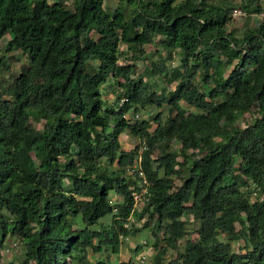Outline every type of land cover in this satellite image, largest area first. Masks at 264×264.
Instances as JSON below:
<instances>
[{
  "label": "trees",
  "instance_id": "16d2710c",
  "mask_svg": "<svg viewBox=\"0 0 264 264\" xmlns=\"http://www.w3.org/2000/svg\"><path fill=\"white\" fill-rule=\"evenodd\" d=\"M118 1L108 12L105 0H0V41L9 35L6 49L29 60L13 98L0 94V264L8 236L22 243L20 264H73L87 251L119 255L122 239L153 221L164 243L154 244L152 264H264V20L240 43L228 4ZM230 1L264 14L262 0ZM158 38L170 58L180 55L178 68L161 60L148 69L175 84L168 96L120 62L121 45L141 56ZM112 83L120 91L108 106ZM165 105L166 117L124 118ZM250 111L254 122L238 126ZM125 131L141 145L124 150ZM173 142L178 150L157 154ZM142 185L149 200L138 212ZM146 216L137 228L132 217ZM190 221L195 238L181 251Z\"/></svg>",
  "mask_w": 264,
  "mask_h": 264
},
{
  "label": "rangeland",
  "instance_id": "374dc122",
  "mask_svg": "<svg viewBox=\"0 0 264 264\" xmlns=\"http://www.w3.org/2000/svg\"><path fill=\"white\" fill-rule=\"evenodd\" d=\"M183 0H179L181 2ZM197 1H203V0H197ZM206 1V4H228L230 5L231 9V22L228 25V30L232 32L240 41L242 42V37L245 31L256 28L263 20H264V14H250L242 7L240 6V1L231 2L230 0H204ZM66 4L72 5V0H65ZM261 6L264 8V0L261 1ZM119 6L118 0H105V9L108 12H111L115 10ZM123 9H125L126 13L129 14L132 12V7L128 5H123ZM163 38H158L156 40V44L154 47H149L145 55L141 56L139 54L131 53L127 50V48L123 45H121V51L123 54L120 56V62L122 64L132 62L136 65V77H144V81L149 86L151 91H155L157 94H165V96H168L169 93L173 92L175 88V84L170 85L167 83L164 76L157 75V76H150L148 74V69L152 67L153 64L161 62V60L164 61L165 65L172 69L178 68L181 66L180 64V55L177 54V58L173 59L170 58V51L164 50L161 47V40ZM10 41V36L7 35L0 41V60L5 61L6 64L9 66V69H0V94L4 95L6 99L11 100L14 95V82L20 75L21 71L29 66V60L27 59L26 55L23 54L19 49H12L8 51L6 49L8 42ZM178 53V52H177ZM137 56V57H135ZM120 91L119 88H117L113 83L111 86H107L104 91V98L107 101L108 106L113 105L115 106L117 93ZM182 105L188 110L190 108L183 104ZM118 110V108L116 107ZM159 112H164V117L169 115V108L167 105L164 106V108L159 109L156 107L148 108V109H142L140 112L134 114L133 110L130 111L127 114V117L132 121L139 119V121L143 120H149L151 121L153 116ZM138 115V118L136 117ZM257 116V113L253 112H247L241 116L238 122V126H246L254 122L255 117ZM135 118V119H133ZM128 119V120H129ZM31 125L36 129H41L44 125L43 120H36L34 118L31 119ZM155 127L153 123L152 129ZM122 148L124 150H133L137 146L141 145V141L139 137L132 136L128 131H125L124 134L120 137ZM178 150L179 144L177 142H173L169 149H167V145H164L161 150L158 153H161L163 150ZM238 170V168H237ZM175 184L179 185L180 181L177 178H174ZM71 186V185H70ZM69 186V188H70ZM111 200L114 204L118 203L121 199L120 197L111 194L110 195ZM141 206L139 205L135 209L138 212L140 211ZM6 215H9V213H5ZM147 216L142 221H136L137 219L135 217H132V221L136 222L137 228H142L144 224L146 223ZM187 220H189L187 218ZM109 223V222H107ZM155 222H151L149 227L147 229H144L141 233L137 234L135 237H130L128 239H122V249L119 255H112L110 253H104L101 255H96L92 251H87L84 253L79 254V257H82L80 259H76L75 261H72L73 264H97L98 261H105L109 264H121L123 262H128L129 260H133L135 264L139 262V257L142 255H145L147 259L149 260V263L152 264L153 256L155 255V249L154 244H163L164 242L161 241V238H163V230L161 228L155 227ZM75 228H77L76 224H73ZM237 228L240 227L237 225ZM189 233L188 235L182 239L179 243V249L182 251L184 248V245L188 239L195 238V234L193 233L195 230V225L192 221L189 222ZM19 243L16 244L15 243ZM10 246L14 248H10ZM141 246V249L137 251V249ZM239 246H243V242L240 241V244H234L233 248L234 251H238ZM5 248L3 251V257L1 262L3 264H9L11 262L15 264H20L24 255H23V246L20 241L17 240L16 237L8 236ZM10 248V249H8ZM10 250V251H9ZM175 257V255L169 254V256L166 258V261H169Z\"/></svg>",
  "mask_w": 264,
  "mask_h": 264
},
{
  "label": "built area",
  "instance_id": "2783aa9c",
  "mask_svg": "<svg viewBox=\"0 0 264 264\" xmlns=\"http://www.w3.org/2000/svg\"><path fill=\"white\" fill-rule=\"evenodd\" d=\"M176 54L174 53L173 54V59H176ZM128 100L127 99H123L122 101H121V103H120V106H122L125 102H127ZM137 118H138V115L136 116ZM124 118L125 119H129L128 117H127V114L124 116ZM133 119H135V118H133ZM130 120V119H129ZM137 120V119H136ZM143 152V149L141 150V152L140 153H142ZM140 164H141V160L139 159L138 160V162L135 164V166H134V168L133 169H131V170H129L128 171V174L129 175H131V174H133V173H135V170L136 171H140ZM140 176L142 177L143 176V173L142 172H140ZM147 182L145 181V184H146ZM142 187H143V185H142ZM148 194V188H145V187H143V189H142V191H141V193H137V192H134L133 193V197H134V200H135V205H136V207L139 205V207L140 206H143L144 204H146L147 202L146 201H148L149 200V198L147 199V197L145 198V195H147ZM256 196V193H254V197ZM135 205H134V208H135ZM16 245V244H15ZM10 248H14V247H12V246H10ZM10 248H8V249H10ZM10 251V250H9ZM139 262L137 263V264H150L149 263V260L147 259V257L145 256V255H142V256H140L139 257Z\"/></svg>",
  "mask_w": 264,
  "mask_h": 264
}]
</instances>
